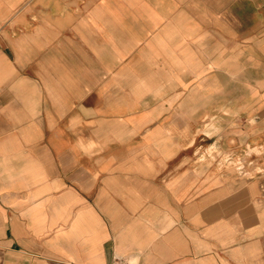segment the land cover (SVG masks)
Wrapping results in <instances>:
<instances>
[{"label":"crops","instance_id":"crops-1","mask_svg":"<svg viewBox=\"0 0 264 264\" xmlns=\"http://www.w3.org/2000/svg\"><path fill=\"white\" fill-rule=\"evenodd\" d=\"M0 264H264V0H0Z\"/></svg>","mask_w":264,"mask_h":264},{"label":"rangeland","instance_id":"rangeland-1","mask_svg":"<svg viewBox=\"0 0 264 264\" xmlns=\"http://www.w3.org/2000/svg\"><path fill=\"white\" fill-rule=\"evenodd\" d=\"M231 93L229 95L223 93H215L213 100L215 101L216 108L214 110H200L204 111V113H200V116H203L201 119V124H199L198 132H199V140L198 145L201 149H207V156H201L200 163L207 164H215L220 167H224L226 171H228V175L231 177L238 176L242 172V174H246L247 177L254 179L255 177V157L250 155L253 147L247 146V152H242L246 155L238 156L236 154H231V156H217V152H213V150L222 149L230 147L237 148V141H229L230 134H237L239 124L243 123L245 117H251L250 113L253 111L249 109V106L253 104L254 101L257 100L255 96L249 91V87L247 88V92H239L238 89L242 88L238 82H231ZM203 95L200 100H207L206 93L200 94ZM223 101H226L231 108H222ZM240 101H244L247 104V109L240 108ZM205 102V101H204ZM212 111V113H210ZM252 118H250V121ZM211 122L210 124H208ZM226 130H231L226 138L222 140L220 137H224L227 135ZM217 132H221L216 134ZM216 134V135H213ZM219 138V139H218ZM218 140V141H217ZM217 141V142H216ZM212 143V144H211ZM211 144V145H210ZM205 147V148H204ZM227 175V176H228Z\"/></svg>","mask_w":264,"mask_h":264}]
</instances>
